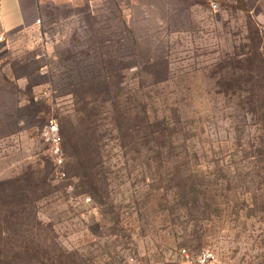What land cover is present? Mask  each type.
I'll return each mask as SVG.
<instances>
[{"label":"rangeland","instance_id":"374dc122","mask_svg":"<svg viewBox=\"0 0 264 264\" xmlns=\"http://www.w3.org/2000/svg\"><path fill=\"white\" fill-rule=\"evenodd\" d=\"M55 15L0 48V194L36 198L6 196L0 213L33 226L46 264H190L204 248L214 264H264L262 112L244 84L264 0ZM49 121L61 163L40 137Z\"/></svg>","mask_w":264,"mask_h":264},{"label":"trees","instance_id":"16d2710c","mask_svg":"<svg viewBox=\"0 0 264 264\" xmlns=\"http://www.w3.org/2000/svg\"><path fill=\"white\" fill-rule=\"evenodd\" d=\"M254 35L257 41L256 46L253 47V51L257 56V74L255 80H253L251 76L252 65L248 64L246 68L247 78L244 84L252 88L246 95V104L248 107L262 112L260 124L264 138V53L261 50L264 45H262V36L258 30H255ZM43 185L44 177H39L36 186L41 189ZM35 193L34 191L33 195ZM38 195L37 197H39ZM6 196H9L10 199L12 198L11 201L26 205L36 199L33 198L32 200L23 190L6 191ZM5 197L0 194V200L5 199ZM4 201L6 202V200L1 202ZM12 214L11 208L9 215L0 213V264H46L51 261L53 259L51 254L44 247L34 243L36 237L29 230L33 226H27L21 222H13L12 219L14 217Z\"/></svg>","mask_w":264,"mask_h":264},{"label":"crops","instance_id":"0c3cea01","mask_svg":"<svg viewBox=\"0 0 264 264\" xmlns=\"http://www.w3.org/2000/svg\"><path fill=\"white\" fill-rule=\"evenodd\" d=\"M86 0H0V48L56 17L60 7H76ZM229 1V0H228ZM259 2L261 0H253ZM37 20H40L37 23Z\"/></svg>","mask_w":264,"mask_h":264},{"label":"built area","instance_id":"2783aa9c","mask_svg":"<svg viewBox=\"0 0 264 264\" xmlns=\"http://www.w3.org/2000/svg\"><path fill=\"white\" fill-rule=\"evenodd\" d=\"M213 9L217 8V4L214 3L211 5ZM40 20H37L39 23ZM40 137L42 140L50 144L52 147L54 158L58 163H61L62 158L59 154L58 145L61 141V137L58 133L57 125L53 121H49L40 131ZM215 255L214 252L208 248L201 249L197 252L195 258L190 264H214ZM130 264H138L132 259L129 260Z\"/></svg>","mask_w":264,"mask_h":264}]
</instances>
